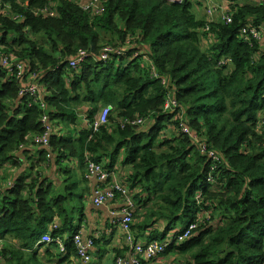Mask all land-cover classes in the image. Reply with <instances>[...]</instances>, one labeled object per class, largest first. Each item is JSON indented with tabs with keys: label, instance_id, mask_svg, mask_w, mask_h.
Instances as JSON below:
<instances>
[{
	"label": "trees",
	"instance_id": "16d2710c",
	"mask_svg": "<svg viewBox=\"0 0 264 264\" xmlns=\"http://www.w3.org/2000/svg\"><path fill=\"white\" fill-rule=\"evenodd\" d=\"M89 1L3 0L0 7V44L40 85L56 127L50 149L38 146L33 138L45 132V110L21 96L20 80L0 65L1 259L25 264L42 247L46 260L58 250L59 264L79 258L72 225L84 207L87 159L112 170L122 157L137 239L165 240L201 214L193 236L162 254L172 255L171 264H264V39L240 37L245 26L264 25V0H225L226 24L198 17L192 0H100L98 13L83 9ZM104 45L125 53L98 60ZM80 49L87 58L69 66ZM168 98L177 100L191 135L180 129L182 118L164 111ZM108 105V123L93 131ZM137 117L150 124L133 125ZM170 124L177 131L163 134ZM193 134L220 160L202 153ZM46 161L61 178L56 184ZM11 166L24 170L11 174L9 186L3 173ZM48 231L53 240L42 242ZM128 251L115 249L108 264ZM187 253L186 262L177 260Z\"/></svg>",
	"mask_w": 264,
	"mask_h": 264
},
{
	"label": "built area",
	"instance_id": "2783aa9c",
	"mask_svg": "<svg viewBox=\"0 0 264 264\" xmlns=\"http://www.w3.org/2000/svg\"><path fill=\"white\" fill-rule=\"evenodd\" d=\"M171 1V0H169ZM175 2H183L184 0H172ZM205 6L207 7V21H222L223 23H229L232 20V15L229 12L228 7L223 6L222 4H218L213 0H204ZM82 7L84 10H93L96 13L103 12L104 7L101 4L100 0H90L89 2H82ZM5 6L3 0H0V7ZM7 6V5H6ZM8 7V6H7ZM43 12H46L50 15H53V11L49 8L45 7L42 9ZM207 31L210 29V25H207ZM240 37L247 38L253 37L256 40L264 39V25L258 27L245 26L241 30ZM125 53L118 47L104 45L102 48L98 60L109 61L113 56H117L119 54ZM139 55V51H136L134 57ZM88 56V51L85 49H80L78 55L69 61V66L78 67L79 64L84 61ZM149 64L152 63L149 61ZM0 65L6 68L9 72L10 76H15L21 82V90L20 95L26 96L31 95L34 98L33 101L39 103L41 108L45 110V114L41 117V121L43 123L45 132L41 135L34 136L33 140L38 144V146L50 149V135L52 132L56 131V127H54L53 123L50 121V116L47 112V103L42 100V93L40 89V85L37 82H34L31 78V75L28 73V69L22 61L18 60L17 57L13 54L5 53L4 49L0 44ZM153 68V76L158 77L155 68ZM32 81V82H31ZM163 83H166V79L162 80ZM177 100L174 98H168L165 105L164 111L173 114V120L178 118H182L181 114L177 112ZM112 106L108 105L105 108H102L99 113L94 118V121L90 124V127L93 131H97L101 125L108 123L109 115L111 114ZM183 119V118H182ZM187 120V119H186ZM186 120L180 124V129L185 134L191 135V130L186 123ZM149 122V119L143 117H137L136 120L132 121L133 125L146 126ZM174 125L170 124L168 128L162 130L163 134H168L170 131L173 133L177 131L173 128ZM169 130V131H168ZM195 141L200 145V150L202 153L206 154L210 159H214L219 161L220 158L217 154L213 152V150H209L208 146L203 139L197 134L192 135ZM50 157V152L48 153ZM87 171L85 173L87 179L90 181H94L96 183V187L93 191V203L96 207H102V205L111 203L114 201H120L119 209L114 212L117 216V219L114 220V223L118 225L119 229H121L126 238V244L129 248L127 255L118 256L115 260V264H141L142 260H146L149 262L157 261L158 258L167 250L168 246L175 241V243L183 242L187 239H190L193 236V233L198 225V221L202 220L201 214H199V219L188 224L180 233H177L173 238H167L165 240H153L150 242L143 241L142 239H137L134 235V231L132 229V225L135 222V214L137 209V204L135 202L133 192H131L129 186H127L123 180L118 178V174L115 172L117 170H110L105 167L104 163H98L92 159H87ZM209 181H213V176L208 179ZM13 181L10 180L8 185H13ZM54 227L56 226L53 225ZM95 236H91L86 234L83 231L76 232L72 241L78 249V256L80 261L83 264L92 260V251L95 244ZM53 240L51 232L44 235L42 237V242H49ZM55 241L59 245V249L62 253H67V249L64 245V239L61 237H57ZM2 247L0 244V259H1V251ZM181 264V263H177Z\"/></svg>",
	"mask_w": 264,
	"mask_h": 264
},
{
	"label": "crops",
	"instance_id": "0c3cea01",
	"mask_svg": "<svg viewBox=\"0 0 264 264\" xmlns=\"http://www.w3.org/2000/svg\"><path fill=\"white\" fill-rule=\"evenodd\" d=\"M262 1V0H260ZM225 3V1H223ZM226 4V3H225ZM225 4H222L226 7ZM84 115H82L83 118ZM85 120V119H83ZM87 122V120H85ZM169 131V130H168ZM169 134V133H168ZM122 158V157H121ZM121 158L119 162L113 167L112 170H117L115 173L118 174V178L123 180L125 183L128 184L126 181L127 175L130 172V168L127 165L121 166ZM14 168V169H11ZM10 170L8 171L9 174L11 172L14 177H16L21 171H23V168H16L11 166ZM16 168V170H15ZM52 173L48 172L46 173V176H49V178L52 179V181L57 183L56 181H61V178L57 176L55 172V168H51ZM10 174V180H12V175ZM89 180V179H88ZM86 181L82 182L81 186L85 189V198H84V207L81 210H76L80 214V218L78 222L75 225H72V227L77 230V232L83 231L88 235L95 236L97 244L93 247L92 251V260L87 262L86 264H108L112 262L114 255H115V249H122L123 247H127L126 244V238L124 232L119 229L118 225L114 223V220L117 219V216L114 214L115 211L119 209L120 201H114L111 203H107L102 205V207H96L93 203V191L96 187V183L92 181ZM78 201V200H77ZM82 203V204H83ZM81 204V205H82ZM75 218V216H74ZM60 220V219H59ZM61 223L60 221H57ZM51 232V231H48ZM70 232L67 231L64 234V238L68 236ZM48 233H45V235ZM148 234V233H147ZM146 234V235H147ZM143 241L145 238L141 237ZM12 240V239H11ZM34 248H37L35 246ZM39 248V247H38ZM39 254H42L44 256V259H47V256L45 255V250L42 248H39ZM44 250V251H43ZM128 253V252H127ZM66 262L63 264H83L79 258L70 257L68 258ZM172 255H167L163 257H159L157 261L151 262L152 264H171L172 261Z\"/></svg>",
	"mask_w": 264,
	"mask_h": 264
},
{
	"label": "rangeland",
	"instance_id": "374dc122",
	"mask_svg": "<svg viewBox=\"0 0 264 264\" xmlns=\"http://www.w3.org/2000/svg\"><path fill=\"white\" fill-rule=\"evenodd\" d=\"M194 5V11L197 13V16L200 17V18H203V17H207V7L205 6V3H204V0H192ZM214 2L218 3V4H225L223 1L225 0H213ZM200 2V3H199ZM102 107V106H101ZM100 107V109H101ZM100 111V110H99ZM150 123L148 122L147 126L149 125ZM172 132L170 131L169 132V135L171 134ZM123 164H121L122 166ZM39 166H37L36 168H38ZM43 167L45 168V172L48 173V172H51L52 173V170L50 168V166H48V163L46 161V163H44ZM11 169H14V168H11ZM18 169V168H17ZM16 170V168H15ZM42 171H44V169L42 168L41 169ZM3 172V170H1V173ZM11 174V172H10ZM10 174L7 170H4V173H3V176L5 178H9L10 179ZM3 177V179H4ZM75 179H76V176H75ZM8 181L5 180V185L7 184ZM125 183V182H124ZM127 186H129L127 183H125ZM75 218L73 220V225H75L79 218H80V214L76 211V213L74 214ZM181 227H177V228H174L173 230L170 231V234H169V238H173L176 233L178 231H181ZM44 251V250H43ZM58 250H56L55 254L53 255V257L51 258V260H45L44 259V256L42 254H38V255H34L33 252H30L29 254H27V259H26V263L25 264H59L60 263V255H58ZM164 255H162L161 257H163ZM159 259V258H158ZM187 259H190V255L187 253V254H182L178 257L177 260H180L183 262H186ZM24 264V261L22 262ZM0 264H8L7 262L5 263L4 259H1L0 260ZM172 264H175V263H172Z\"/></svg>",
	"mask_w": 264,
	"mask_h": 264
}]
</instances>
